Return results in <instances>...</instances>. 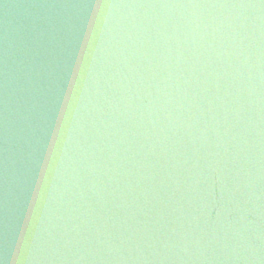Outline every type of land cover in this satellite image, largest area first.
<instances>
[{"label":"water","instance_id":"95a60500","mask_svg":"<svg viewBox=\"0 0 264 264\" xmlns=\"http://www.w3.org/2000/svg\"><path fill=\"white\" fill-rule=\"evenodd\" d=\"M0 264H264V0H0Z\"/></svg>","mask_w":264,"mask_h":264}]
</instances>
